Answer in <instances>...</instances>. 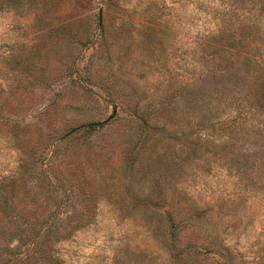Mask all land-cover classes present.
Masks as SVG:
<instances>
[{"label":"rangeland","instance_id":"rangeland-1","mask_svg":"<svg viewBox=\"0 0 264 264\" xmlns=\"http://www.w3.org/2000/svg\"><path fill=\"white\" fill-rule=\"evenodd\" d=\"M0 264H264V0H0Z\"/></svg>","mask_w":264,"mask_h":264},{"label":"trees","instance_id":"trees-1","mask_svg":"<svg viewBox=\"0 0 264 264\" xmlns=\"http://www.w3.org/2000/svg\"><path fill=\"white\" fill-rule=\"evenodd\" d=\"M167 218H168V220L171 219V218H169V217H167Z\"/></svg>","mask_w":264,"mask_h":264}]
</instances>
